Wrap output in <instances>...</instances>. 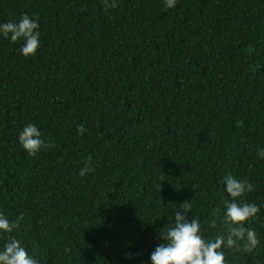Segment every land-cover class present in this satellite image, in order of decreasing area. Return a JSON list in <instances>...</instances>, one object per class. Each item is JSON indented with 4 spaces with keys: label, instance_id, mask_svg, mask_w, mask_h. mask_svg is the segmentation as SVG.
I'll use <instances>...</instances> for the list:
<instances>
[{
    "label": "trees",
    "instance_id": "obj_1",
    "mask_svg": "<svg viewBox=\"0 0 264 264\" xmlns=\"http://www.w3.org/2000/svg\"><path fill=\"white\" fill-rule=\"evenodd\" d=\"M23 14L35 55L0 36V213L18 223L0 249L150 264L185 205L205 237L225 231L231 174L253 185L237 202L260 206L245 222L260 244L222 248L225 264H264V0H0V23ZM29 123L45 142L32 155Z\"/></svg>",
    "mask_w": 264,
    "mask_h": 264
},
{
    "label": "clouds",
    "instance_id": "obj_2",
    "mask_svg": "<svg viewBox=\"0 0 264 264\" xmlns=\"http://www.w3.org/2000/svg\"><path fill=\"white\" fill-rule=\"evenodd\" d=\"M177 0H164V7L172 9ZM114 6V5H113ZM0 36L11 42L22 41L19 52L22 56L35 55L40 46L38 17L23 14L18 20L0 23ZM36 124L24 125L18 133V142L29 155L37 153L45 142ZM258 155L264 158V149ZM89 169L82 168L79 175L84 176ZM225 199L223 222L228 225L225 231L214 238H207L201 232L199 217L188 218L187 205L183 211H175L171 222L159 233L161 243L157 244L149 256L150 264H225V253L222 248L236 247L246 253L252 252L260 240L253 228L245 227V222L255 218L260 206L244 202L241 198L246 192L253 191V185L247 181L237 180L228 174L222 178ZM213 222V226H214ZM18 227L3 213H0V233H11ZM242 242V243H238ZM0 264H39L29 255L26 248L16 238L8 239L0 249Z\"/></svg>",
    "mask_w": 264,
    "mask_h": 264
}]
</instances>
